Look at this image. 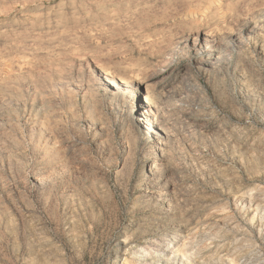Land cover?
Instances as JSON below:
<instances>
[{"label":"rangeland","instance_id":"374dc122","mask_svg":"<svg viewBox=\"0 0 264 264\" xmlns=\"http://www.w3.org/2000/svg\"><path fill=\"white\" fill-rule=\"evenodd\" d=\"M0 264H264V0H0Z\"/></svg>","mask_w":264,"mask_h":264},{"label":"bare ground","instance_id":"6f19581e","mask_svg":"<svg viewBox=\"0 0 264 264\" xmlns=\"http://www.w3.org/2000/svg\"><path fill=\"white\" fill-rule=\"evenodd\" d=\"M142 174H144V171L143 172H141Z\"/></svg>","mask_w":264,"mask_h":264}]
</instances>
